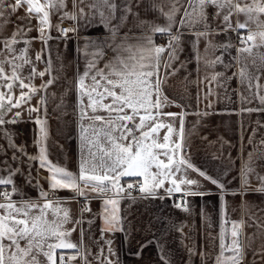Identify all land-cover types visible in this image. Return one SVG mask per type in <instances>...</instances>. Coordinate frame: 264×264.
<instances>
[{
  "label": "snow or ice",
  "instance_id": "6c2138e0",
  "mask_svg": "<svg viewBox=\"0 0 264 264\" xmlns=\"http://www.w3.org/2000/svg\"><path fill=\"white\" fill-rule=\"evenodd\" d=\"M146 2L145 11L158 12L166 23L157 24L140 19V12L134 9L141 8ZM209 8L215 9L212 19L222 17L223 28L219 31L226 33L231 30L240 33L242 29L248 30L247 36L240 35L241 47L237 48V55L233 57V60L241 65L238 71L231 77H225L224 73H214L209 83L237 78L241 85L246 84L251 89L252 81H259L261 75H264V53L258 55L259 65L256 62L257 57L253 55L254 49L264 48V30L252 32L249 24L255 23L258 27H264V21L260 20L264 15V0H251V3L247 0H71V11L68 10V0H0V29L13 22L11 17L19 10L24 11V15L16 16V20L21 23L16 26L11 36L0 38L2 45L0 47V135L7 140V146L12 150V161L22 163L21 157H27L29 171L24 177L25 182L40 189L39 196L35 200L25 199V194L13 180L15 175L23 174L21 168L13 169L8 160L0 161V164L4 165L0 167V172L8 173L7 177L0 176V186H12L11 191H0V264H57V250L65 249L74 250L76 254L68 255L67 259L64 254H60L59 264H72L78 257L81 264H91L88 260L91 252L83 244V229L79 244L69 239L71 232L75 231V226L80 225L82 221L73 220L70 210L63 206L67 203L66 200L48 199L50 193L58 189L73 192L74 198L84 197L87 200L90 195L104 198L102 215L105 227L101 229L102 238L105 232L124 231L122 218L118 215L119 200L105 198L110 191L115 190L114 196L117 197L126 191L120 184L122 177L143 178V183L127 185L129 198L136 199L131 196V190L137 188L141 194L140 198L143 199L150 197L164 199L165 197L160 195L161 189L169 196L173 193H182L181 202L175 207L189 211L185 198L210 195L199 180L189 178L190 170L215 185L220 191L221 201H224L225 195L228 194L225 184L219 178L210 176L206 171L198 168L186 154L184 113L164 111L166 107L176 103L165 94V89L168 80L185 67L186 62H181L179 67H173V63L178 60L179 52L183 51L181 36L185 29L196 37L193 51L198 65L203 59L197 48L201 38L207 41L205 53L209 49L220 48L227 51L233 47L231 43L213 44L209 39L219 34V31L212 29L209 22L207 11ZM181 9L183 12L177 26V14L181 13ZM55 13H60V23L53 26L51 16ZM241 13L245 14L247 19L243 23L237 21L233 26L232 16ZM33 17L37 19L38 38L45 46L52 39L46 34V30L52 27L60 33L57 39L63 40L70 38L68 33L78 31L76 27H61L65 19L83 20L86 27L95 23L101 24L110 33L113 43L130 17L136 21L134 27L143 29L147 26L150 33L142 37L145 43L136 45L126 43L129 37L125 33L121 43L115 44V47L106 42L98 44L95 40L85 37L83 49H77L78 53L82 52L87 59L85 71L82 75L77 71L75 83L77 93L75 108L81 149L78 172L69 171L49 159L47 90L59 79L58 76H51V60H48L43 71H38L32 66L30 73L24 76L22 74L24 66L33 64L27 56L31 41L25 40L26 47L21 50V55H16V45L19 43L17 36L25 32L21 25L25 22L30 25ZM201 26L204 30L196 31ZM31 30L32 28L28 27L27 31ZM155 34L167 36V44L156 45L153 41ZM90 47L95 51L90 52L88 50ZM104 47H111L116 55L105 63L104 68H98L99 60L104 56ZM165 53L167 59L164 58ZM21 60L22 63H18ZM35 60H42L41 53L36 54ZM205 63L208 67L214 68L217 64H223V56L211 61L206 60ZM161 66L170 69L164 76H160L159 73ZM224 66L231 67L230 64ZM46 75L50 78L39 86L33 83L36 77L43 80ZM86 79L91 82L86 83ZM256 87L260 88L261 85L257 83ZM17 88L19 95L14 93V89ZM41 92L45 94L40 95L37 105L26 109L29 119H32V113H37L34 120L37 126V138L33 144L37 146L38 152L36 155H29L26 146L23 144L17 146L13 140L14 134L4 127L6 124L18 123L22 118L21 111H15L8 120L5 116L12 109H21L29 104L33 96ZM66 95L67 90L60 96L56 109L64 106ZM51 96L55 98L56 94L51 93ZM259 99L264 104V96H259ZM176 106L180 107L179 104ZM42 109L43 117L39 115ZM165 118L171 122L165 123ZM177 118L180 121L179 129L174 127ZM162 129L166 131L161 138ZM249 142L251 143V138ZM4 152V146L0 145V153ZM17 153L21 155L17 156ZM252 157L253 154L250 153L249 160L242 167V190L239 193L233 191L231 195L244 196L249 191L264 193V176H257L260 181L259 187L255 189L248 187L249 174L254 172ZM258 158H264V154ZM35 161L39 162L40 169L49 173L46 177L49 184L48 191L42 189L38 180L33 185L32 162ZM166 182L168 187H165ZM14 195H18L20 199L14 200L12 198ZM244 204L246 205L247 202L245 201ZM109 206L112 207L111 212ZM90 211L87 206L80 208L81 215ZM259 211L264 212V209ZM249 219L252 220V224L247 226H255L257 231L251 236H245L243 240L241 237L247 224L243 218L232 221L230 242H227L226 229L221 227L220 252L215 258V264H243L245 248H250L257 238L261 239V245L253 255H259L264 259V217H258L253 213ZM68 223H73L75 226L71 230H66L64 226ZM105 244L108 245L109 255H115L111 247L112 240H105ZM145 246L141 245V248ZM189 252L194 254V249H189ZM225 252L232 255L225 256ZM201 257L202 259L205 257L203 252ZM95 259L98 264H119V261L114 262L108 256H104L103 248ZM161 259L165 258L162 256ZM165 264L168 262L165 261Z\"/></svg>",
  "mask_w": 264,
  "mask_h": 264
},
{
  "label": "crops",
  "instance_id": "0c3cea01",
  "mask_svg": "<svg viewBox=\"0 0 264 264\" xmlns=\"http://www.w3.org/2000/svg\"><path fill=\"white\" fill-rule=\"evenodd\" d=\"M251 3V0H247ZM147 2L139 9L140 19L151 21L157 24H164L166 21L156 11H145ZM68 10L71 11V0H68ZM209 12V22L212 29L223 28L221 23L222 17L212 19L215 9H207ZM177 14V26L179 25V17ZM17 15H24L23 9L19 10L11 17L13 22L8 23L0 29V38L10 37L20 21L16 20ZM247 17L245 14H234L231 18L233 26L239 21L243 23ZM264 21V15L260 17ZM53 26L60 23V13L51 16ZM134 21L131 17L120 30L119 37L115 43L111 41L110 33L103 25L95 23L90 27H86L83 20L74 21L65 19L61 25L66 24L69 27H76V33H68L70 37L67 40L57 39L60 33L55 27L46 30V34L52 37L48 41L47 46L38 38L37 19L32 18L31 24L25 22L24 34L17 36L19 43L16 45V55H21V50L26 47L25 40H30L31 45L28 46L27 56L33 64L25 65L22 74L27 76L31 67L35 66L38 71H43L50 59L52 63L51 76H58L57 82L50 86L47 90V127L49 139L47 141L49 150V159L54 163H58L66 167L69 171L78 172V163L80 157V138L78 130V117L76 115L77 93L75 90L77 71L82 75L85 71L87 59L82 52L77 51L78 48L83 49L85 37L95 40L98 44L108 43L115 47V44L121 43V38L127 33L129 39L126 43L143 44L145 41L142 37L149 35L147 26L143 29L134 27ZM31 27V31H27ZM131 29V31H129ZM252 32L264 30V27H258L255 23L249 24ZM176 28H173L175 32ZM203 27H199L196 31H203ZM240 35L247 36L248 30H240V33L231 30L225 32L219 31L218 35L211 36L213 44L231 43L232 48L223 51L220 48L215 50L209 49L205 53L207 41L200 39L197 48L203 59L197 64L195 53L193 51V43L196 37L192 32L184 30L181 36V48L178 60L173 63V67H179L181 62H186L185 67L181 68L175 77L168 80L165 94L169 99H174L175 104H171L164 109L165 112L184 113V129L187 139L186 154L191 157V161L201 170L207 172L208 175L219 178L225 184L227 193L222 202L220 199V191L217 187L197 173L189 170V178L197 179L204 186V190L210 192V195L203 197H187L189 211H183L176 208L174 204L175 196L182 193H173L167 195L163 189L160 195L164 199L156 198H140L138 193L131 199L124 193L114 196V191L106 194L105 198H115L119 200L118 215L122 218L124 231H116L114 233L105 232L101 237V229L105 227L103 213L104 198H96L90 195L87 200L84 197H75L74 193L67 189H58L54 193H50L48 199L66 200L63 205L70 210L73 220H81L82 223L75 226L68 223L64 226L66 230H71L75 226V231L71 232L69 239L73 243L79 244L81 241V229H83V244L91 255L88 260L91 264H98L95 257L99 254L100 249H104V256H108L112 261H119V264H215V258L220 252V231L223 226L226 229L227 242H230V230L232 221H239L242 218L247 222L243 229V240L245 236H251L257 231L255 226L248 227L252 224L249 217L255 213L258 217H264V193L249 191L246 195H231V192L241 189V171L244 163L249 160V154L252 153L254 172L249 174L250 189L260 186L257 176H264V104L260 102L259 96H264V75H261L259 81L253 80V87L249 89L247 85H241L237 78L231 80H220L219 83L213 81L209 83L214 73H224L225 77H231L237 72L241 66L233 57L237 55V48L241 47L238 37ZM141 38V39H138ZM153 41L156 45L167 44L168 37L155 34ZM259 43V39H257ZM2 47V45H0ZM90 52L95 51L94 48L88 49ZM41 53L42 60L36 61L37 53ZM264 53V48L254 49V57H257V64H260L258 55ZM116 55L111 47H104V56L99 60L98 68H104L105 63L110 61ZM223 56V64H217L214 68L208 67L205 61L214 60L218 56ZM167 59V53L164 54ZM18 63H22L18 61ZM230 64L231 67L226 68L224 65ZM6 70H7V66ZM166 71L163 66L160 67V76H164ZM187 77V80H185ZM50 77L46 75L43 80L36 77L33 83L39 86L42 82ZM90 83V80L85 81ZM261 85L260 88L256 84ZM223 85V86H220ZM67 90L64 97L65 104L60 109H56V105L60 102V96ZM15 95H19V89H14ZM51 93H55L53 98ZM41 92L33 96L29 104L24 105L21 109H12L5 116V119H11L15 111H21L22 118L16 124H6L4 127L13 133V140L17 146L23 144L29 155H36L38 148L33 144L37 138V126L34 120L37 113H32V119H29L27 108L37 105ZM243 97V98H242ZM85 103L87 99L85 98ZM179 104L180 107L176 105ZM252 109V111H248ZM44 116L43 109L39 113ZM171 122L165 118V123ZM174 127L179 129L180 121L177 118ZM166 129L160 131L162 138ZM251 138V143L249 142ZM0 145L5 148L4 153H0V161L8 160L13 169L20 167L23 174H17L13 177L16 186L25 194V199H36L39 196L40 189L33 187L25 182L24 177L28 174L27 157H21L22 163L11 160L12 150L8 148V142L0 135ZM17 153V156H20ZM0 167H4L0 164ZM39 170V171H37ZM155 170V169H153ZM49 173L39 168V162H32L33 185L39 181L43 190H49V184L46 179ZM0 176L7 177L8 173L0 172ZM131 181H142V177H122L120 184L126 189ZM11 191V185L0 186ZM165 187H168L167 182ZM122 197V198H121ZM19 200L18 195L12 197ZM247 202L245 205L244 202ZM43 203V201H41ZM87 206L90 212L80 213V208ZM112 207L109 206V212ZM91 221V223H89ZM227 221V222H225ZM120 227V225H118ZM127 237V239H126ZM112 240L111 247L115 255H109L108 245L105 240ZM141 245H146L141 248ZM261 239L257 238L250 248H245L243 264H264V259L259 255L254 256V251L260 247ZM189 249H194V254H190ZM205 254L202 259L201 253ZM139 253V255H137ZM68 254L75 255L74 250H57V264H59V255ZM232 253L225 252V256ZM165 259H161V257ZM103 260V257H101ZM72 264H81L78 257Z\"/></svg>",
  "mask_w": 264,
  "mask_h": 264
},
{
  "label": "built area",
  "instance_id": "2783aa9c",
  "mask_svg": "<svg viewBox=\"0 0 264 264\" xmlns=\"http://www.w3.org/2000/svg\"><path fill=\"white\" fill-rule=\"evenodd\" d=\"M61 27H63V28H69V26H67L66 24L61 25ZM239 37H238V41H240ZM136 183H143V182L142 181H131L128 184H136ZM5 190L9 191L8 189H6L4 187H0V191H5ZM138 193H139L138 188L131 190V196L137 195ZM124 194L126 196H128L127 186H126V191L124 192ZM181 199H182V196L181 195L175 196V198H174V204H177V203L181 202ZM67 256H68V254H65V259H67Z\"/></svg>",
  "mask_w": 264,
  "mask_h": 264
}]
</instances>
